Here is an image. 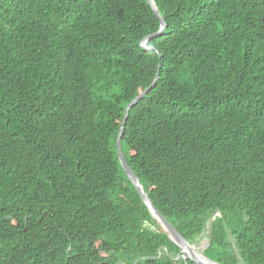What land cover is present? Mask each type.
<instances>
[{"label": "trees", "instance_id": "16d2710c", "mask_svg": "<svg viewBox=\"0 0 264 264\" xmlns=\"http://www.w3.org/2000/svg\"><path fill=\"white\" fill-rule=\"evenodd\" d=\"M0 0V264H264V0ZM202 257V256H200Z\"/></svg>", "mask_w": 264, "mask_h": 264}, {"label": "water", "instance_id": "95a60500", "mask_svg": "<svg viewBox=\"0 0 264 264\" xmlns=\"http://www.w3.org/2000/svg\"><path fill=\"white\" fill-rule=\"evenodd\" d=\"M147 2L150 5V7L152 8V10L154 11V13L156 14V16L158 17L159 22H160V26L156 32H153V33L147 35L146 37H144V39L141 41V45L144 47L150 38L159 36L163 32V30L166 26L163 18L160 16V14L157 10V6H156L154 0H147ZM159 68H160V64L158 65L157 73H156L153 81L151 82V84L146 89H144L140 94H138L136 97H134L125 107L122 125L120 127V130L118 132V136H117V139L115 142L118 159H119L120 165H121L125 175L128 177L130 182L135 186V188L138 191L142 201L148 207L152 217L159 223V225L165 231V233L167 234L169 239L171 241H173L179 247V252H178L176 258L181 257L184 261L189 259L196 264H221L218 261H214V260L207 258L202 253H201L202 259H199L198 257H196V255L194 253L195 251L190 247L191 244L181 236V234L175 229V227L151 203V201L149 200V198H148L146 192L144 191L141 183L139 182L138 178L136 177V175L134 174V172L132 171L130 166L127 164V161H126L124 154L121 150V137H122V134L124 131L125 123H126L127 112L129 110V108L132 105H134L138 100L143 98L145 96V94L150 90V88L156 83L158 76H159V72H160ZM215 215H216V213H214L212 215V217L210 218V220L206 224V229L208 232L210 231V221L212 219H214ZM183 247H185L186 249H183Z\"/></svg>", "mask_w": 264, "mask_h": 264}, {"label": "rangeland", "instance_id": "374dc122", "mask_svg": "<svg viewBox=\"0 0 264 264\" xmlns=\"http://www.w3.org/2000/svg\"><path fill=\"white\" fill-rule=\"evenodd\" d=\"M207 232L208 231L206 229L199 237L195 238L192 242H189L193 246V249L196 252L202 253L204 251V249L208 246V237L206 235Z\"/></svg>", "mask_w": 264, "mask_h": 264}, {"label": "bare ground", "instance_id": "6f19581e", "mask_svg": "<svg viewBox=\"0 0 264 264\" xmlns=\"http://www.w3.org/2000/svg\"><path fill=\"white\" fill-rule=\"evenodd\" d=\"M126 124V123H125ZM192 249H193V246L191 245L190 246ZM183 249H186L185 247H183ZM194 250V249H193ZM195 251V250H194ZM195 253V255H196V257H198L199 259H202V257H200L201 256V253L200 252H194ZM203 253V252H202Z\"/></svg>", "mask_w": 264, "mask_h": 264}, {"label": "clouds", "instance_id": "9594fccd", "mask_svg": "<svg viewBox=\"0 0 264 264\" xmlns=\"http://www.w3.org/2000/svg\"><path fill=\"white\" fill-rule=\"evenodd\" d=\"M218 214V212H216V215Z\"/></svg>", "mask_w": 264, "mask_h": 264}]
</instances>
